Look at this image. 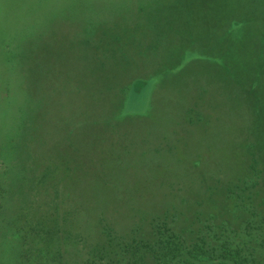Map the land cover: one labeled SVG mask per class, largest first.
Here are the masks:
<instances>
[{
    "label": "rangeland",
    "instance_id": "obj_1",
    "mask_svg": "<svg viewBox=\"0 0 264 264\" xmlns=\"http://www.w3.org/2000/svg\"><path fill=\"white\" fill-rule=\"evenodd\" d=\"M256 208L264 0H0V264Z\"/></svg>",
    "mask_w": 264,
    "mask_h": 264
},
{
    "label": "trees",
    "instance_id": "obj_2",
    "mask_svg": "<svg viewBox=\"0 0 264 264\" xmlns=\"http://www.w3.org/2000/svg\"><path fill=\"white\" fill-rule=\"evenodd\" d=\"M251 162L254 173L259 172L256 161ZM252 184L253 178L244 180L230 186L227 194L245 208L239 196ZM250 212L255 216L241 228L228 230L223 223L209 222L190 236L174 225L173 214L162 213L146 233L117 234L110 229L80 263L62 260L59 254L52 260L54 264H264V211Z\"/></svg>",
    "mask_w": 264,
    "mask_h": 264
}]
</instances>
